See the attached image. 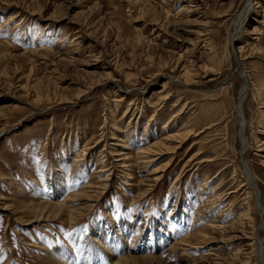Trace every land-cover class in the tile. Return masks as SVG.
I'll use <instances>...</instances> for the list:
<instances>
[{"label":"rangeland","instance_id":"1","mask_svg":"<svg viewBox=\"0 0 264 264\" xmlns=\"http://www.w3.org/2000/svg\"><path fill=\"white\" fill-rule=\"evenodd\" d=\"M247 2L0 0V264H258L264 0Z\"/></svg>","mask_w":264,"mask_h":264},{"label":"bare ground","instance_id":"2","mask_svg":"<svg viewBox=\"0 0 264 264\" xmlns=\"http://www.w3.org/2000/svg\"><path fill=\"white\" fill-rule=\"evenodd\" d=\"M248 2H249V0H248ZM248 2H247V4H246V7L248 8ZM248 12V10L247 9H245L243 12H242V14H241V19H242V21H241V23H240V21H236V25L237 26H240V25H242L243 24V22H244V19L246 18V17H244L245 15H246V13ZM232 40H233V38H232ZM247 84V83H246ZM246 88H247V86H246ZM245 88V86H244V89L242 88V90H241V92L243 91L244 93H245V91L247 90ZM245 90V91H244ZM245 95V94H244ZM243 99V98H242ZM241 101H243V100H241ZM238 113H239V115H240V117L242 118V113H241V111H240V106L238 107ZM243 121V122H242ZM242 121H240L241 122V132L243 131V129L245 128V121L242 119ZM190 135V134H189ZM182 136V135H181ZM179 137H180V135H179ZM178 138V137H177ZM184 138V137H183ZM188 138V137H187ZM187 138L186 139H183L182 141H185V140H187ZM246 140V136H243V134H242V145H243V147H242V153H243V151L245 150V148H246V144H247V141H245ZM174 141V140H173ZM180 143V142H179ZM163 144V143H162ZM161 144V145H162ZM157 145V144H156ZM151 146V145H150ZM153 146H155V144H153ZM153 148V147H152ZM169 148H171V147H169ZM175 148V147H174ZM168 149V148H167ZM173 149V148H172ZM159 150V149H158ZM143 151H145L147 154H151V152H153V150L151 149V148H147V149H144ZM142 151V152H143ZM243 155H244V153H243ZM145 156V155H144ZM245 159V158H244ZM145 160V159H144ZM123 166V165H122ZM246 167H247V165H245ZM124 167V166H123ZM247 169V172L250 174V171H249V169H248V167L246 168ZM246 174V176H249L247 173H245ZM249 179V182L250 183H254V178H253V176L251 175V177H248ZM254 186H256V184H254ZM69 188V187H68ZM67 188V189H68ZM60 190H61V188H59ZM50 191V190H49ZM51 193H52V191L49 193L50 195H51ZM82 196V195H81ZM69 197V199H73V200H75V199H77L78 197H80V194L78 193H75V194H72V195H69V196H67V198ZM72 200V201H73ZM67 201H69V200H67ZM66 202V201H65ZM71 208V207H70ZM75 208V207H74ZM73 209V208H72ZM76 209V208H75ZM261 209V208H260ZM71 214L70 215H74V213H77L75 210H72V211H69ZM261 212V211H260ZM258 233V230L256 229L255 231H254V237H256V234ZM256 239V238H255ZM258 239H260L259 237H258ZM184 240V239H183ZM257 240V239H256ZM104 243V242H103ZM257 244H258V246H257ZM260 245H261V239H260V241H258V242H256V247H255V253H256V257H257V261H258V264H261L262 263V253H264L263 252V250H261V247H260ZM100 247L102 248V249H105V246L103 245V244H100ZM80 249V247L78 246V247H74V252L75 253H77L78 252V250Z\"/></svg>","mask_w":264,"mask_h":264}]
</instances>
